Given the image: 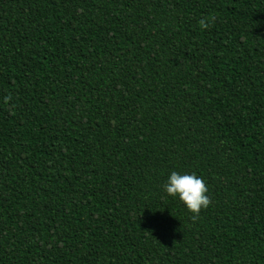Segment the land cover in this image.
Returning a JSON list of instances; mask_svg holds the SVG:
<instances>
[{
	"label": "trees",
	"instance_id": "trees-1",
	"mask_svg": "<svg viewBox=\"0 0 264 264\" xmlns=\"http://www.w3.org/2000/svg\"><path fill=\"white\" fill-rule=\"evenodd\" d=\"M0 264H264V0H0Z\"/></svg>",
	"mask_w": 264,
	"mask_h": 264
},
{
	"label": "clouds",
	"instance_id": "clouds-1",
	"mask_svg": "<svg viewBox=\"0 0 264 264\" xmlns=\"http://www.w3.org/2000/svg\"><path fill=\"white\" fill-rule=\"evenodd\" d=\"M203 27L208 25L201 21ZM164 190L169 196L177 197L186 205L193 214L192 219L197 220L202 209H207L212 203L207 193L209 188L202 177L193 174H179L175 171L171 173L168 181L164 184Z\"/></svg>",
	"mask_w": 264,
	"mask_h": 264
}]
</instances>
